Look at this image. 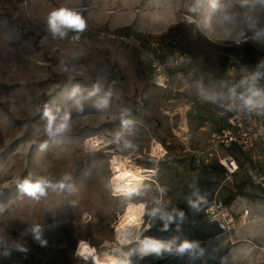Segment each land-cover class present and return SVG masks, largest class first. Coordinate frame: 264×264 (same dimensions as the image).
I'll list each match as a JSON object with an SVG mask.
<instances>
[{
	"label": "rangeland",
	"instance_id": "374dc122",
	"mask_svg": "<svg viewBox=\"0 0 264 264\" xmlns=\"http://www.w3.org/2000/svg\"><path fill=\"white\" fill-rule=\"evenodd\" d=\"M216 3L213 9L212 0H0V264H91L76 255L81 240L100 252L117 249L133 264H264V190L250 175L249 157L231 152L241 167L231 180L217 160L209 167L194 160L209 147L213 129L201 127L221 101L206 99L198 86L225 99L233 87L237 95L245 91L242 80L264 74V36L256 35L264 30V6ZM62 7L83 15V32L53 35L49 15ZM224 15L232 20L223 22ZM96 85L100 92L89 98ZM104 97L107 108H98ZM46 107L70 112L71 131L49 138ZM98 132L120 137L124 146H114L116 153L156 170L138 192L114 193L111 153L84 146ZM154 140L166 157L151 156ZM25 179L53 186L31 196L20 188ZM243 182L231 208L236 215L249 206L250 215L236 221L231 235L221 233L204 207L238 193ZM139 200L148 206L146 222L175 248L142 257L141 243L120 245L116 226L127 202ZM154 207L173 217L166 231L165 221L149 214ZM256 216L262 221L253 223ZM247 222L251 227H243ZM36 225L44 246L30 231ZM185 242L193 247L179 253Z\"/></svg>",
	"mask_w": 264,
	"mask_h": 264
},
{
	"label": "built area",
	"instance_id": "2783aa9c",
	"mask_svg": "<svg viewBox=\"0 0 264 264\" xmlns=\"http://www.w3.org/2000/svg\"><path fill=\"white\" fill-rule=\"evenodd\" d=\"M250 71L246 70L248 73ZM257 86L264 88V81L258 80ZM228 97L214 103L212 115L207 117L201 127L213 131L208 149L197 152L194 160L197 165L205 167L212 166L217 160L225 170L227 180H231L241 170L239 161L231 154L238 149L249 157L250 175L254 183L264 190V109L249 111L238 98ZM112 183L115 194H126ZM242 209L241 213L235 215L231 205L216 199L204 207V214L218 225L221 233L231 235L236 221L240 218L244 224L250 215L249 207Z\"/></svg>",
	"mask_w": 264,
	"mask_h": 264
},
{
	"label": "clouds",
	"instance_id": "9594fccd",
	"mask_svg": "<svg viewBox=\"0 0 264 264\" xmlns=\"http://www.w3.org/2000/svg\"><path fill=\"white\" fill-rule=\"evenodd\" d=\"M242 5H247L249 3L252 4V6H255L257 3L264 6V0H241ZM217 7L216 0H212V8L215 9ZM223 22H230L232 20L231 16L224 15L222 17ZM49 28L52 31L53 35L56 36L57 34L61 37H63L66 33L64 32V29H73L77 32H83L86 28V20L83 17V15L77 11L68 9V8H59L56 10H53L49 15ZM257 37L264 36V30L258 32ZM264 75L261 72L257 71L256 73L252 74L251 76L247 77L246 79L242 80L240 82V86H246L245 91L240 93L237 97L236 88L233 87L229 89V97L230 99L238 98L242 102V106L247 108L249 111H255L258 109H264V88L258 87L257 82L259 78ZM199 91L202 96H204L206 99L216 101L218 99H223V94H220L217 96L216 94H207L206 91L203 88V85H199ZM80 91L79 87L77 86L73 92L72 95L75 96L76 93ZM100 92L99 85H96L93 87V90L88 93V97L91 98L93 96H96ZM75 104L77 106V109L79 111H83V104L80 103L79 100L75 101ZM108 106V99L107 97H104L101 101L98 102L97 107L98 108H107ZM43 118L46 120V133L51 139H55L57 136L66 134L71 131L72 128V114L70 112H64L62 115L59 114V110L54 112L50 108H45L43 113ZM99 141H97L96 144H93V148L98 147ZM126 146L131 147L130 144H127ZM47 147L46 144L41 145V150H44ZM126 175H129L125 173L124 175H121L118 177V179H124ZM129 184H131V181H129ZM53 186L50 181L46 179H39L35 183L31 182L28 179H25L23 183L20 185V188L26 192L27 194L31 196H36L37 193H39L40 196L46 195V189L48 187ZM61 188L64 186L63 184L59 185ZM137 189L135 187H127L125 189V192L128 195H131L132 193L136 192ZM38 198V197H37ZM157 204H159V201H156ZM145 208V205L141 204L138 206L137 209H133L132 207H129L127 210V214L123 222L119 225L120 229H127L129 225H138L139 220L137 217V212H139L141 215L143 214V210ZM5 209L2 205H0V212H3ZM152 217H159L160 219L165 221L164 227L161 229V231H166L168 229L169 222L172 221L173 217L164 212L162 210V207H154L151 209L149 213ZM181 217H183V213H179ZM34 233V237L37 241L40 242L41 246H44L47 244V241L41 239V227L39 225L34 226L30 229ZM163 245L157 243L156 241H149L145 245V250H151L154 252L159 253L161 247ZM193 247V245L189 242L183 243L179 249V253H183L186 249H189ZM90 254L89 248L86 244L81 242V248H80V254ZM7 255V253H5Z\"/></svg>",
	"mask_w": 264,
	"mask_h": 264
},
{
	"label": "bare ground",
	"instance_id": "6f19581e",
	"mask_svg": "<svg viewBox=\"0 0 264 264\" xmlns=\"http://www.w3.org/2000/svg\"><path fill=\"white\" fill-rule=\"evenodd\" d=\"M171 8H172L171 6H168L167 10L171 11ZM181 128L184 129V131H186L187 133L189 132V127L187 123H184V125ZM172 134L173 136L180 137V139L186 143L189 141L188 134H185L183 130L179 131L178 129L177 130L173 129ZM97 141H99L98 147L93 148V144H96ZM84 146L87 150L91 152L107 149L108 152L111 153L110 156L111 160L109 162L114 172L113 182L116 188L119 189V191H125L127 187H135L137 189L136 192H138L146 182L151 180V176H154L156 174V170L148 167L144 161L132 159L129 156L116 153L112 149L114 146H124V144L120 140V137H111L105 133L98 132L94 135L87 137L85 139ZM150 151H151V156L155 158L166 157V153H167L165 147L156 140H154ZM125 173L129 175H126L124 179H118L119 176L124 175ZM129 181H131V184H129ZM119 196H121V194ZM122 196H129V195L126 193ZM141 204L145 205V208L143 210L142 215L139 212H137L139 224L129 225L126 230L120 229L119 225L125 219L129 207H132L133 209H137L138 206ZM147 207L148 206L144 200L128 201L126 204L124 214L121 216L116 226V235L118 237L120 245L123 247H128L135 245L137 243H141V245L138 248V253L142 257H151L155 254H158L157 252L151 250H145V245L149 241H156L157 243L163 245L159 253L176 247V244L172 240L167 238H158L154 240L144 239V234L148 232L149 229L152 227V223L146 222L145 219ZM262 218H263L262 216L253 218L252 222L255 223L258 220L262 221ZM250 224L251 222H247V224L243 227H247V226L251 227L249 226ZM81 242H83L88 246L90 254L87 253L85 255L80 254ZM104 247L107 246L105 245ZM76 255L77 257L81 258L83 261L90 262L91 264H133L128 259L120 258L118 256L117 249H109L100 252L96 246H93L84 240H81L79 245L77 246Z\"/></svg>",
	"mask_w": 264,
	"mask_h": 264
},
{
	"label": "trees",
	"instance_id": "16d2710c",
	"mask_svg": "<svg viewBox=\"0 0 264 264\" xmlns=\"http://www.w3.org/2000/svg\"><path fill=\"white\" fill-rule=\"evenodd\" d=\"M263 80H264V79H263ZM239 152H240L242 155H244L241 151H239ZM233 155H234V154H233ZM234 157H235L236 159H238L237 156L234 155ZM247 184H248V182H243V183L239 184V185L237 186L238 193H231L230 196L224 200V202H225L226 204H228V205H231V204L233 203L235 197L238 196V194H240V192H242V190L244 189V187H245ZM257 186H258V185H257ZM258 187H260V186H258ZM155 229H156L155 226L152 225V227L149 229V231L146 232V233L144 234V235H145V236H144L145 240H154V239H158V238H164V234L156 232Z\"/></svg>",
	"mask_w": 264,
	"mask_h": 264
},
{
	"label": "crops",
	"instance_id": "0c3cea01",
	"mask_svg": "<svg viewBox=\"0 0 264 264\" xmlns=\"http://www.w3.org/2000/svg\"><path fill=\"white\" fill-rule=\"evenodd\" d=\"M260 206V205H259ZM246 207V206H245ZM247 207H249V206H247ZM255 207H257V206H255ZM250 208V207H249ZM261 210H262V208H261ZM264 210H262V212H263Z\"/></svg>",
	"mask_w": 264,
	"mask_h": 264
}]
</instances>
